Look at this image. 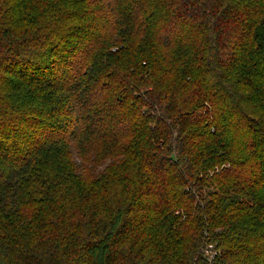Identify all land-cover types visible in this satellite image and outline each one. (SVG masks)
I'll use <instances>...</instances> for the list:
<instances>
[{"label":"trees","instance_id":"1","mask_svg":"<svg viewBox=\"0 0 264 264\" xmlns=\"http://www.w3.org/2000/svg\"><path fill=\"white\" fill-rule=\"evenodd\" d=\"M0 264H264V0H0Z\"/></svg>","mask_w":264,"mask_h":264},{"label":"built area","instance_id":"2","mask_svg":"<svg viewBox=\"0 0 264 264\" xmlns=\"http://www.w3.org/2000/svg\"><path fill=\"white\" fill-rule=\"evenodd\" d=\"M210 249H212V246H210ZM213 254H214V252L211 251V252H210V260H212V258H213Z\"/></svg>","mask_w":264,"mask_h":264}]
</instances>
